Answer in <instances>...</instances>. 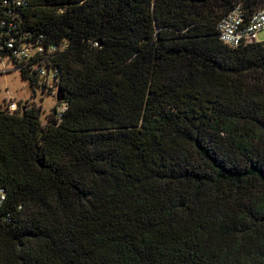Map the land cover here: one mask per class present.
<instances>
[{"label": "trees", "instance_id": "1", "mask_svg": "<svg viewBox=\"0 0 264 264\" xmlns=\"http://www.w3.org/2000/svg\"><path fill=\"white\" fill-rule=\"evenodd\" d=\"M235 3L264 9L25 1L66 107L0 110V264H264V45L218 39Z\"/></svg>", "mask_w": 264, "mask_h": 264}, {"label": "built area", "instance_id": "2", "mask_svg": "<svg viewBox=\"0 0 264 264\" xmlns=\"http://www.w3.org/2000/svg\"><path fill=\"white\" fill-rule=\"evenodd\" d=\"M26 0H0V52L1 57L8 59L19 73L31 74L40 85L48 89L57 88V67L52 63V58L65 46L64 41L48 43L43 37L33 35L28 29L20 26L21 16L19 10ZM217 37L227 46H237L247 42H259L264 45V37L257 39L255 33L264 29V9L255 10L246 17L240 3H235L216 22ZM50 74L51 82L47 81ZM56 87V88H55ZM54 113L57 117L66 107V101L56 100ZM16 103L7 100L3 105L4 110L15 111ZM7 198L5 189L0 186V223L6 220L7 213H2L4 202ZM19 206V205H18Z\"/></svg>", "mask_w": 264, "mask_h": 264}, {"label": "rangeland", "instance_id": "3", "mask_svg": "<svg viewBox=\"0 0 264 264\" xmlns=\"http://www.w3.org/2000/svg\"><path fill=\"white\" fill-rule=\"evenodd\" d=\"M256 38L264 37V29L255 33ZM39 79L31 86L26 77L20 76L19 72L12 67L11 62L4 58H0V110L4 109L3 105L7 100L16 103L15 111L19 110V105L33 104L39 107V119L43 122L51 111L52 106L57 105L55 99L54 84L51 89L40 85ZM47 81L51 82L50 74ZM56 88V87H55Z\"/></svg>", "mask_w": 264, "mask_h": 264}, {"label": "water", "instance_id": "4", "mask_svg": "<svg viewBox=\"0 0 264 264\" xmlns=\"http://www.w3.org/2000/svg\"><path fill=\"white\" fill-rule=\"evenodd\" d=\"M54 96H55L56 100H59L62 97V91H61V88L59 86H57Z\"/></svg>", "mask_w": 264, "mask_h": 264}]
</instances>
